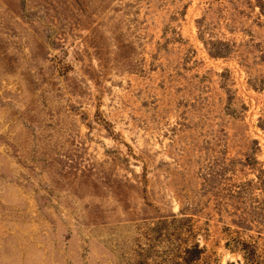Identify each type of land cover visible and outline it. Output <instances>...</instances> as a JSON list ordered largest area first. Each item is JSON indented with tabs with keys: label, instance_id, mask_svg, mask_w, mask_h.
<instances>
[{
	"label": "rangeland",
	"instance_id": "1",
	"mask_svg": "<svg viewBox=\"0 0 264 264\" xmlns=\"http://www.w3.org/2000/svg\"><path fill=\"white\" fill-rule=\"evenodd\" d=\"M258 235L264 0H0V264Z\"/></svg>",
	"mask_w": 264,
	"mask_h": 264
},
{
	"label": "trees",
	"instance_id": "2",
	"mask_svg": "<svg viewBox=\"0 0 264 264\" xmlns=\"http://www.w3.org/2000/svg\"><path fill=\"white\" fill-rule=\"evenodd\" d=\"M250 238L251 240L249 241L241 239L235 240V245L229 246V249L231 252H239L241 254L243 264H264V237L258 235L259 239H263L261 243L258 239ZM203 252V248L197 242H194L191 246H185L182 249L179 247L175 248L174 256L164 259L162 262L152 264H202ZM139 264L151 263H148L144 258ZM227 264L234 263L228 262Z\"/></svg>",
	"mask_w": 264,
	"mask_h": 264
}]
</instances>
